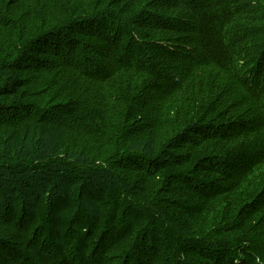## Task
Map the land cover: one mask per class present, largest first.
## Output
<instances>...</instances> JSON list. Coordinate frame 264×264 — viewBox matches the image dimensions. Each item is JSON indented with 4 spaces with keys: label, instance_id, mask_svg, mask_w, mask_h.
Here are the masks:
<instances>
[{
    "label": "trees",
    "instance_id": "obj_1",
    "mask_svg": "<svg viewBox=\"0 0 264 264\" xmlns=\"http://www.w3.org/2000/svg\"><path fill=\"white\" fill-rule=\"evenodd\" d=\"M263 49L264 0H0V264H264Z\"/></svg>",
    "mask_w": 264,
    "mask_h": 264
},
{
    "label": "rangeland",
    "instance_id": "obj_2",
    "mask_svg": "<svg viewBox=\"0 0 264 264\" xmlns=\"http://www.w3.org/2000/svg\"><path fill=\"white\" fill-rule=\"evenodd\" d=\"M105 117H107V119L111 118L108 116H105ZM112 121H116L115 117L112 119ZM9 131H10V129H0V137L7 134ZM21 139H23V135L17 134L16 132H11V141L12 140L19 141ZM149 146H151V144H149Z\"/></svg>",
    "mask_w": 264,
    "mask_h": 264
},
{
    "label": "clouds",
    "instance_id": "obj_3",
    "mask_svg": "<svg viewBox=\"0 0 264 264\" xmlns=\"http://www.w3.org/2000/svg\"><path fill=\"white\" fill-rule=\"evenodd\" d=\"M264 50V49H263Z\"/></svg>",
    "mask_w": 264,
    "mask_h": 264
}]
</instances>
